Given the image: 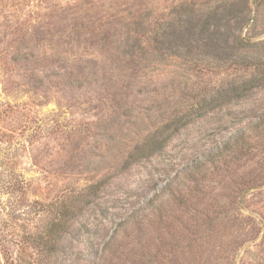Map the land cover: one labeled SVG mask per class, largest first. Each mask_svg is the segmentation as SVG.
I'll return each instance as SVG.
<instances>
[{"label":"rangeland","instance_id":"rangeland-1","mask_svg":"<svg viewBox=\"0 0 264 264\" xmlns=\"http://www.w3.org/2000/svg\"><path fill=\"white\" fill-rule=\"evenodd\" d=\"M208 1L0 0V101L13 107L0 118V264L21 249L11 233L35 221V201L100 180L57 264H264V89L192 114L162 154L123 166L170 115L247 75L233 49L181 55L192 32L154 49L149 26ZM238 7L220 9L223 34Z\"/></svg>","mask_w":264,"mask_h":264},{"label":"trees","instance_id":"trees-1","mask_svg":"<svg viewBox=\"0 0 264 264\" xmlns=\"http://www.w3.org/2000/svg\"><path fill=\"white\" fill-rule=\"evenodd\" d=\"M261 2L262 0H216L208 1L198 7L194 2L191 4L184 2L180 4L182 12L179 10L178 22L171 18L166 24H157L153 29L149 26L148 30L154 33L152 41L155 42L154 49L157 52L164 53L168 49L165 46L166 42L170 41L173 36H185L186 32H192L194 35L198 34L201 39L207 36V40L192 39L193 41L191 40L188 45H184L181 49L178 48L181 55L194 60L195 57L192 53L197 44L208 47V55L211 48H214L215 52L219 47L233 49L239 52L238 57L242 58H239L235 64L244 68L247 75L241 77L240 80H235L232 85L222 89L216 95L207 93L195 104L184 106L182 111L170 115L162 129L153 132L127 154L124 159V167L162 154L171 136L194 120L191 118L192 114L203 116L210 108L231 104L235 100L246 97L250 92L264 89V40L258 39L255 32L258 27V17L251 16L253 11L258 13V8L262 5ZM237 3L242 4V7L237 8L239 15L233 17L236 24L229 26L230 28L223 34L220 22L224 17L219 16V13L224 12L228 6L234 7ZM181 13H186V19ZM229 22L230 19H228L227 25ZM245 26H249V29L244 35ZM213 27L217 33L223 35V38L218 39L217 34L213 32L212 34L215 36L209 40L208 35ZM233 30H237L238 34ZM231 37L232 39H230ZM221 41H224V46ZM14 53L11 59L13 62H17V57L20 58L19 50ZM12 108L9 102L0 101V118L9 113ZM105 185L106 182L100 180L77 188L64 197L45 202L35 201L37 208L35 221L32 224L23 223L18 232L11 231V236L15 237L14 240H17L15 242L21 249L19 252L17 251L16 257L5 256L6 264H43L45 261L57 264L56 258L60 253V242L63 237L69 232L76 217L91 202L90 198L95 199ZM158 216L160 219L163 217L162 209L159 210ZM27 248L33 249L38 257L27 259L24 254Z\"/></svg>","mask_w":264,"mask_h":264}]
</instances>
